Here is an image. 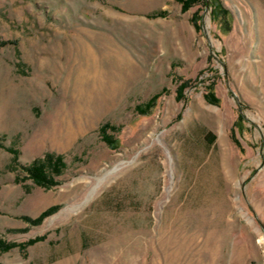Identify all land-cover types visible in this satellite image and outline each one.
<instances>
[{
	"label": "rangeland",
	"instance_id": "374dc122",
	"mask_svg": "<svg viewBox=\"0 0 264 264\" xmlns=\"http://www.w3.org/2000/svg\"><path fill=\"white\" fill-rule=\"evenodd\" d=\"M218 1L0 0V264H264V0Z\"/></svg>",
	"mask_w": 264,
	"mask_h": 264
},
{
	"label": "trees",
	"instance_id": "16d2710c",
	"mask_svg": "<svg viewBox=\"0 0 264 264\" xmlns=\"http://www.w3.org/2000/svg\"><path fill=\"white\" fill-rule=\"evenodd\" d=\"M179 2L182 6H184L185 9L190 8L191 4L194 2H199L200 0H176ZM211 2V0H210ZM212 4L214 5L213 11H212V20L213 22L219 24L220 26L228 25L231 23V16L227 12V10H224L222 7V3L218 0H212ZM207 4V3H206ZM162 17L164 16V13H158L156 15H153V17ZM197 29L199 27L196 25ZM209 92L206 94V99L211 104H217L218 100L215 97L212 88L208 87ZM183 89V86L181 87V90ZM160 95H156L153 97L147 104L143 106L138 107V111L141 114L147 113L149 110H151ZM118 129L114 126H111L109 124H105L100 128V134L103 138L104 142H106L110 147H113L115 145V141L113 136H111V132H116ZM209 141L211 144L215 142V136L212 134L208 135ZM23 170L25 174L27 175V178L31 181H33L37 186L44 187V188H51L55 186L56 178L61 177L65 174L67 170V164L65 162V158L62 155H56L52 153H46L44 156L35 159L34 162L31 165L23 167ZM13 245H4L0 242V250L8 251L11 249Z\"/></svg>",
	"mask_w": 264,
	"mask_h": 264
}]
</instances>
